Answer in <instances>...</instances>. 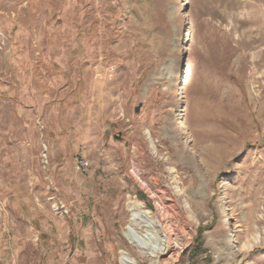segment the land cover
<instances>
[{"label": "rangeland", "instance_id": "rangeland-1", "mask_svg": "<svg viewBox=\"0 0 264 264\" xmlns=\"http://www.w3.org/2000/svg\"><path fill=\"white\" fill-rule=\"evenodd\" d=\"M160 2L0 0V264H264V0Z\"/></svg>", "mask_w": 264, "mask_h": 264}, {"label": "bare ground", "instance_id": "bare-ground-1", "mask_svg": "<svg viewBox=\"0 0 264 264\" xmlns=\"http://www.w3.org/2000/svg\"><path fill=\"white\" fill-rule=\"evenodd\" d=\"M134 173L136 174V176H138V172L136 170H134ZM135 207H137V205L132 203L131 210L135 209ZM167 214L168 212L166 209L162 210V208L158 207L157 211H155L154 213V216H152V218L149 217L150 219L147 217L144 218L145 215L143 217H136L135 214L132 215L127 226L125 227V235L128 241L136 247L146 249L148 252L147 254L151 258L157 257L160 247L152 239L151 234H154V232L156 231V227H159L161 231L164 232L165 236V239L162 243V245L164 246L163 250H172L174 246H176L177 240L174 243V241L170 237V234L172 232L170 226H168V222L165 221V216H167ZM142 226H145L150 233L140 232L139 228ZM230 241L232 242L233 240L231 239ZM120 261L121 264H137L134 258H131L125 253H122V255L120 256Z\"/></svg>", "mask_w": 264, "mask_h": 264}, {"label": "trees", "instance_id": "trees-1", "mask_svg": "<svg viewBox=\"0 0 264 264\" xmlns=\"http://www.w3.org/2000/svg\"><path fill=\"white\" fill-rule=\"evenodd\" d=\"M129 5H131L128 11V16H135L137 18L141 17L142 11L146 10L149 15L154 17H162L164 14L163 9H161V0H126ZM145 6V7H144ZM145 8V9H144ZM133 16V19L135 17ZM137 18V19H138Z\"/></svg>", "mask_w": 264, "mask_h": 264}, {"label": "built area", "instance_id": "built-area-1", "mask_svg": "<svg viewBox=\"0 0 264 264\" xmlns=\"http://www.w3.org/2000/svg\"><path fill=\"white\" fill-rule=\"evenodd\" d=\"M88 168V161L84 159L83 157H77L76 158V169L80 172L86 171Z\"/></svg>", "mask_w": 264, "mask_h": 264}, {"label": "water", "instance_id": "water-1", "mask_svg": "<svg viewBox=\"0 0 264 264\" xmlns=\"http://www.w3.org/2000/svg\"><path fill=\"white\" fill-rule=\"evenodd\" d=\"M137 110V109H136Z\"/></svg>", "mask_w": 264, "mask_h": 264}]
</instances>
